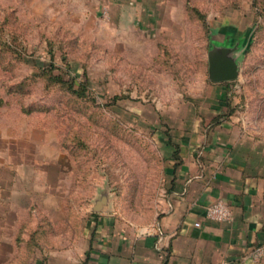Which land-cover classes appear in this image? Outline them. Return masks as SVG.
Listing matches in <instances>:
<instances>
[{"label": "rangeland", "instance_id": "obj_1", "mask_svg": "<svg viewBox=\"0 0 264 264\" xmlns=\"http://www.w3.org/2000/svg\"><path fill=\"white\" fill-rule=\"evenodd\" d=\"M221 34L240 73L215 82ZM220 104L264 139V0H0V264L78 252L104 190L152 223L163 134Z\"/></svg>", "mask_w": 264, "mask_h": 264}, {"label": "crops", "instance_id": "obj_2", "mask_svg": "<svg viewBox=\"0 0 264 264\" xmlns=\"http://www.w3.org/2000/svg\"><path fill=\"white\" fill-rule=\"evenodd\" d=\"M209 115L176 123L170 139L163 134L167 186L152 223L93 210L78 252L39 264H264V139L222 104ZM219 199L231 221L206 218Z\"/></svg>", "mask_w": 264, "mask_h": 264}, {"label": "water", "instance_id": "obj_3", "mask_svg": "<svg viewBox=\"0 0 264 264\" xmlns=\"http://www.w3.org/2000/svg\"><path fill=\"white\" fill-rule=\"evenodd\" d=\"M215 40L212 41V48L208 53L209 78L215 82L237 79L240 73L239 41L231 45L224 34L217 36ZM109 204L108 191L104 190L101 197L94 201L92 209L97 211L108 209Z\"/></svg>", "mask_w": 264, "mask_h": 264}, {"label": "built area", "instance_id": "obj_4", "mask_svg": "<svg viewBox=\"0 0 264 264\" xmlns=\"http://www.w3.org/2000/svg\"><path fill=\"white\" fill-rule=\"evenodd\" d=\"M205 216L210 220L231 221L234 218L231 207L223 200L219 199L209 204L205 209ZM199 225V223H197ZM254 257L259 258V253L255 252Z\"/></svg>", "mask_w": 264, "mask_h": 264}, {"label": "trees", "instance_id": "obj_5", "mask_svg": "<svg viewBox=\"0 0 264 264\" xmlns=\"http://www.w3.org/2000/svg\"><path fill=\"white\" fill-rule=\"evenodd\" d=\"M56 78L59 79L60 81H63L61 75H57ZM72 89H74V88H73V85H72ZM83 93H84V92H83ZM229 113L232 114V113H234V111H232L231 109H229ZM219 117H220L219 115H218L217 117L214 116V117H213V120H216V119H218ZM165 160H166V158H164V161H165ZM91 214H92V213H90L89 215H91Z\"/></svg>", "mask_w": 264, "mask_h": 264}]
</instances>
